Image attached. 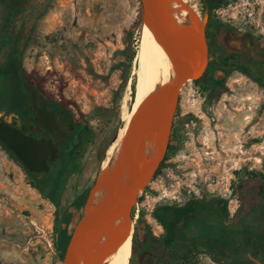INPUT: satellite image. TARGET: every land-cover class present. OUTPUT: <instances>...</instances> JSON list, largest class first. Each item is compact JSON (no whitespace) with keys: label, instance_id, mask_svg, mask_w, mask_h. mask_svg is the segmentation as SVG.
Listing matches in <instances>:
<instances>
[{"label":"rangeland","instance_id":"obj_1","mask_svg":"<svg viewBox=\"0 0 264 264\" xmlns=\"http://www.w3.org/2000/svg\"><path fill=\"white\" fill-rule=\"evenodd\" d=\"M248 1L218 10L205 6L210 13L207 41L220 19H232L233 48L242 39L255 47L253 72L215 71L211 66L219 52L208 44L212 73L184 85L167 163L131 210L135 233L129 264H147L152 255L144 248L146 227L153 231V242L165 231L155 215L158 208L195 198L224 200L227 209L193 227L177 246V264H257L249 253L264 261V204L250 203L253 194L264 200L255 192L264 190V0L252 9ZM24 2L17 11L13 0H0V69L12 70L9 54L19 40L24 69L80 118L87 138L76 150L59 207L33 187V175L0 141V264H67V247L57 246L63 234L55 224L72 235L99 180L102 149L122 123L126 99L132 106L136 95L146 91L140 82L143 5L141 0ZM250 35L255 39H246ZM24 95L17 78L1 84L0 107H15ZM220 214L233 229L251 235L240 243L239 257L219 249L221 241L212 235L214 230L218 234Z\"/></svg>","mask_w":264,"mask_h":264},{"label":"water","instance_id":"obj_2","mask_svg":"<svg viewBox=\"0 0 264 264\" xmlns=\"http://www.w3.org/2000/svg\"><path fill=\"white\" fill-rule=\"evenodd\" d=\"M205 1L207 3V0ZM141 2L144 20L150 22L159 41L175 58L180 67V74L177 79L163 85L148 97L134 117L127 133L126 146L111 175L107 200L99 205H95L92 201L94 190L101 183L99 178L84 214L77 223L67 245L65 252L67 264H78L77 257L81 251L86 253L85 264H101L107 251L101 253L94 251L90 245L91 233L120 213L128 211V215L132 217L131 210L138 196L154 178L166 156L184 85L190 80H198L203 77L211 61L209 50L199 52L198 58L195 60V55L191 54L185 34L169 21L165 0H141ZM209 18L210 13L207 8L204 14L205 27L209 23ZM205 40L208 45L206 36ZM218 71L225 74V70L222 68H219ZM19 74L32 107L37 110V122L49 132L55 126V115L49 109L50 98L33 82L26 69L20 70ZM0 115L3 113L1 112ZM14 115L13 113L5 119H0V141L30 171L37 175L49 172L51 163L55 162L59 156V145L48 136L37 138L27 134L20 119L16 124H13ZM153 117L159 124L161 146L149 158L141 159L137 153L139 133L145 123ZM130 162L140 166L142 173L134 184L125 188L123 178ZM249 255L257 264H264L261 259L251 253Z\"/></svg>","mask_w":264,"mask_h":264},{"label":"bare ground","instance_id":"obj_3","mask_svg":"<svg viewBox=\"0 0 264 264\" xmlns=\"http://www.w3.org/2000/svg\"><path fill=\"white\" fill-rule=\"evenodd\" d=\"M166 14L169 21L186 36L191 54L198 58L199 52L208 50L205 40L204 14L205 0H165ZM140 82L146 91L140 92L129 106L126 99L122 123L113 141L106 149L100 169V181L94 190L92 201L95 205L105 203L109 193L111 175L115 170L119 156L127 143V133L131 123L143 102L163 85L177 79L180 67L159 41L149 21L144 22L143 45L140 52ZM161 146L159 124L155 117L150 118L139 133L138 156L149 158ZM142 168L133 162L127 165L123 178L125 188L134 184L141 176ZM135 224L128 211L116 215L93 230L90 245L95 252L107 251L101 264H129L132 250ZM78 264H85L86 253L81 251L77 257Z\"/></svg>","mask_w":264,"mask_h":264},{"label":"trees","instance_id":"obj_4","mask_svg":"<svg viewBox=\"0 0 264 264\" xmlns=\"http://www.w3.org/2000/svg\"><path fill=\"white\" fill-rule=\"evenodd\" d=\"M17 11H20L25 2L24 0H13ZM227 5V3H225ZM218 33V34H217ZM215 33L210 39H208V44L213 50L219 52V57L213 63L212 69L215 66H219L224 69H238L246 74H252L253 67L250 64L253 53H255V47L253 48L250 45H247L248 40L242 39L241 43L237 48L234 47V42L232 40V32L230 27L219 26ZM139 46V45H138ZM21 57V47L19 40L16 41V44L12 51L9 54L10 64L14 69L10 71H4L0 69V86L8 85L13 83V79L17 78L21 83V77L19 71L24 69L20 62ZM131 61L128 65L130 67ZM211 67L208 68L206 73L203 75V78L207 77L212 73ZM129 70V69H128ZM210 73V74H209ZM33 82L39 84L31 75ZM128 74L126 76V79ZM200 82V80H196ZM22 85V83H21ZM14 100L17 98V95L12 97ZM87 138L86 134L83 133L81 137L80 144L76 147L73 152L65 153L61 159H58L52 167L51 172L46 173L43 177L37 176L33 172L29 171L33 175L34 180L31 182L33 187L37 188L47 199H49L53 204L59 207L62 204V195H63V186L67 173L69 172L73 160L76 154L77 148L81 145L82 141ZM114 137L110 138L108 142L104 145L101 152V159L104 158V154L109 144L113 141ZM6 149H8L5 146ZM8 151L16 159L18 157L8 149ZM19 160V159H18ZM255 192L263 195L264 190L258 187ZM258 203H263L264 200H260L256 195H251L250 203L253 204V201ZM221 200H217L212 204H205L199 199H193L185 205L178 204H162L155 215L160 223L164 226L165 231L160 236H155L157 242L151 240L154 236L151 228L146 227L147 239L144 242V248L151 249L152 255L147 258V264H177L176 257L177 246L183 242L186 236L190 235L194 231L193 227L200 225L204 222V218L210 214L218 213L227 209L226 206L221 204ZM221 223L219 224L218 234L214 230L213 236L217 237L221 241L219 244V249H229L235 257H239L240 253V243L245 242L244 239L250 238L247 235V231L240 232L237 229H233L224 215H221ZM142 220V218H139ZM56 230L61 232L63 237L58 239V247L63 246V249L67 247L71 235L62 230L57 224H55ZM252 239V238H250ZM197 249V248H196Z\"/></svg>","mask_w":264,"mask_h":264},{"label":"flooded vegetation","instance_id":"obj_5","mask_svg":"<svg viewBox=\"0 0 264 264\" xmlns=\"http://www.w3.org/2000/svg\"><path fill=\"white\" fill-rule=\"evenodd\" d=\"M261 1L262 0H249L248 4L250 6H248V8L252 9L253 8L252 6L254 3L258 4V3H261ZM234 2L237 3L238 0H207L209 7L214 9V10H218L222 7L224 8L225 3L232 4ZM252 15L255 16V12H252L250 14L252 19H254V17ZM232 21H233L232 19H230L229 21H224L223 19H220L218 27L219 26L230 27L232 35L234 36L236 24H235V22H232ZM218 27H217V29H218ZM215 33H217V30ZM246 39L252 40V39H255V36H253V35L246 36ZM207 47H208V45H207ZM210 65H211V61L209 63L208 68L210 67ZM10 68L14 69L13 66ZM208 68H207V70H208ZM219 68H221V67L215 66L214 70L217 71ZM35 84H37V83H35ZM37 85L50 98L51 105L49 106V109L55 115V126L49 132L46 130V128L44 126H42L41 124H39L37 122V110L34 107H32L28 93L26 92V90L24 89L23 86H22V88L24 89L25 95L21 99L20 103L18 105H16L15 107L1 106L0 107V113L2 112L3 115H0V119H5L6 117H8L14 113L15 115L13 116V124H16L17 120L20 119L22 126L24 127L27 134L33 135L37 138H40L43 136H48L49 138H52L59 145V151H58L59 156L57 158V160H58V159H61L65 153L73 152L76 149V147L80 144L81 137L84 133L85 126L83 125L80 118L76 114H74V112L70 108L61 104L57 100L52 99L43 90V88L39 84H37ZM174 125H175V122H174ZM174 125H173V131H172V136H171V140H170V145H169V148L167 150L166 156H165L162 164L164 162L167 163L169 151L172 150V147L174 145L173 144V142H174L173 141V139H174L173 134H174V129H175ZM55 162L51 163V169L49 172H51L53 164ZM46 173H48V172H44L41 175H37V174L36 175L43 177ZM166 175H167V171H166ZM221 201H222L221 204L223 206H226L225 201L224 200H221ZM205 204H212V203H205ZM226 208H227V206H226Z\"/></svg>","mask_w":264,"mask_h":264}]
</instances>
